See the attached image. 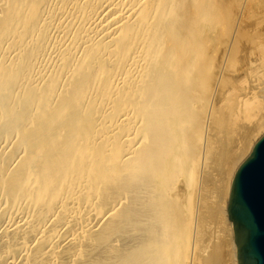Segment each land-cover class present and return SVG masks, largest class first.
<instances>
[{
  "label": "bare ground",
  "instance_id": "1",
  "mask_svg": "<svg viewBox=\"0 0 264 264\" xmlns=\"http://www.w3.org/2000/svg\"><path fill=\"white\" fill-rule=\"evenodd\" d=\"M231 1L0 0V264H235L264 21Z\"/></svg>",
  "mask_w": 264,
  "mask_h": 264
},
{
  "label": "water",
  "instance_id": "2",
  "mask_svg": "<svg viewBox=\"0 0 264 264\" xmlns=\"http://www.w3.org/2000/svg\"><path fill=\"white\" fill-rule=\"evenodd\" d=\"M227 218L237 264H264V135L234 173Z\"/></svg>",
  "mask_w": 264,
  "mask_h": 264
},
{
  "label": "rangeland",
  "instance_id": "3",
  "mask_svg": "<svg viewBox=\"0 0 264 264\" xmlns=\"http://www.w3.org/2000/svg\"><path fill=\"white\" fill-rule=\"evenodd\" d=\"M223 1V3L224 4H226V5H228V3H230V2H228V1H231V0H222ZM235 1H238V0H232L231 2H232V4L234 3L235 4ZM240 1V0H239ZM241 2H243V0H241ZM231 4V3H230ZM234 4L233 5H230V6H234ZM248 6H247V8L249 7L250 9V11L252 12V10H253V15L256 17V18H262L263 19V21H264V0H251L250 2H249V4H247ZM257 7H259V9H257ZM231 8V10H233V8L234 9H236V11L235 10H233V11H235L234 13L238 16V14L237 13H239V12H237L238 11V9L236 8V5H235V7H230ZM262 10V11H261ZM261 14V15H260ZM264 23V22H263ZM219 53H218V55H217V62L220 60V57H219ZM227 74L229 75V74H231V73H228L227 72ZM226 73H224V76H226L227 75ZM217 75H218V70H215V72H214V74H213V83H214V81L216 80V78H217ZM227 75V76H228ZM231 76V75H230ZM227 85L228 84H226L225 85V87L226 88H224V86H221V88H220V91H221V93L220 94H222V92L224 93V91H225V93H226V91L227 90H224V89H229V87L231 88V85H229V87L227 88ZM212 88H213V86H212ZM261 95H262V98L260 99V101L256 104V106H255V108H254V112H257V114H258V110H260V111H262V110H264V88L261 90ZM219 98V97H218ZM220 99V98H219ZM219 104H221V107L222 106H226V105H223V103L221 102V103H217V106H216V108L218 107V106H220ZM221 107H218L217 109L219 110V108L220 109H222V110H224V112H226L225 110H227V107H225V108H221ZM229 110V109H228ZM227 110V111H228ZM257 110V111H256ZM253 112V113H254ZM263 112V111H262ZM256 113H255V115H257ZM253 115V114H252ZM251 115V119L253 120V117H255V115L254 116H252ZM249 117L247 118V119H249ZM255 119H257V116L255 117ZM254 119V120H255ZM252 120H246L245 119V123L247 122V121H249V122H254V120L252 121ZM242 123H244V121L242 120L241 121ZM241 122H240V124H241ZM249 124V123H248ZM221 134V133H220ZM263 134H264V130L260 133V135L257 137V139L259 138H261L262 136H263ZM222 135V134H221ZM261 136V137H260ZM258 139V140H259ZM252 146H253V144H252ZM251 146V147H252ZM243 161H241V163H242ZM240 163V164H241ZM239 164V165H240ZM238 165V166H239ZM228 196H229V191H228V193H227V198H228ZM214 203H217V201H215ZM195 205H197V209H196V211H198L197 213H201L202 211H203V204H200V202H199V205H198V203L197 202H195ZM200 206V207H199ZM226 206H227V201H226V205H225V216L227 217V209H226ZM202 208V209H201ZM231 223V222H230ZM233 235V234H232ZM217 238H215L214 240H212L211 241V243H210V245H212V243H213V245L214 244H218L219 242H220V240H216ZM218 242V243H217ZM210 249V248H209ZM234 249H236V247H235V244H234V242H233V247H232V255H233V257H232V263L234 262ZM226 264V263H225ZM235 264H237V260H236V256H235Z\"/></svg>",
  "mask_w": 264,
  "mask_h": 264
}]
</instances>
